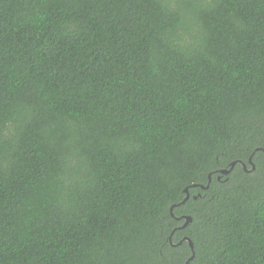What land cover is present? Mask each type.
<instances>
[{"label": "trees", "instance_id": "16d2710c", "mask_svg": "<svg viewBox=\"0 0 264 264\" xmlns=\"http://www.w3.org/2000/svg\"><path fill=\"white\" fill-rule=\"evenodd\" d=\"M193 253L264 264V0H0V264Z\"/></svg>", "mask_w": 264, "mask_h": 264}, {"label": "water", "instance_id": "95a60500", "mask_svg": "<svg viewBox=\"0 0 264 264\" xmlns=\"http://www.w3.org/2000/svg\"><path fill=\"white\" fill-rule=\"evenodd\" d=\"M250 163H251V164L253 163V162H252V158L250 159ZM235 165H236V163H233V164H232V167H231L230 170H222V171H221V175H227V174H229V173L234 169ZM252 165H253V164H252ZM243 166L245 167L244 164H243ZM253 170H255V165H253ZM219 179H220V177H219ZM210 181H211V176H210ZM208 187H209V186H207L206 188H208ZM203 188L205 189V187H203ZM185 192L187 193V197H186V199L183 201V203H185V202L190 198L188 188L185 189ZM183 218L186 220V222H185V224L182 226V228H185V227H187L188 224L192 221V218H191V217H188V216H187V217H183ZM184 240H186V241L189 242L192 251H194V245H193L192 241L190 240V238H185ZM184 240H183V241H184ZM194 256H195V254L193 253V256L191 257V259H190L186 264H189V262L194 258Z\"/></svg>", "mask_w": 264, "mask_h": 264}]
</instances>
